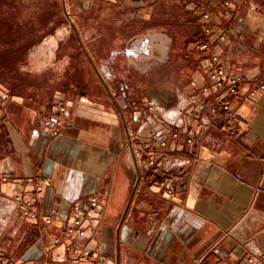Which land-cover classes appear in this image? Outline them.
I'll return each mask as SVG.
<instances>
[{"label": "crops", "instance_id": "0c3cea01", "mask_svg": "<svg viewBox=\"0 0 264 264\" xmlns=\"http://www.w3.org/2000/svg\"><path fill=\"white\" fill-rule=\"evenodd\" d=\"M253 1L259 12L236 14L218 0L208 5L218 29L213 38L221 30L230 34L217 52L231 55L234 67L246 72L239 98L231 99L234 120L226 126L224 115L202 113L209 125L200 132L196 121L182 119L179 139L150 169L147 157L163 154L158 142L171 131L156 122L143 124V138L133 143L124 117L95 105L78 115L69 109L60 134L52 136L57 99L47 121L21 101L3 108L9 143L0 159V262L70 264L64 244L53 242L64 237L65 225L35 224L17 214L15 196L22 190L41 218L71 217L73 203L100 196L106 219L87 247L106 264H252V257L253 264H264V91L250 94L264 82V0ZM146 2L113 1L120 10L140 8V20L148 21ZM199 3L207 8V0ZM237 34L246 46H233Z\"/></svg>", "mask_w": 264, "mask_h": 264}, {"label": "rangeland", "instance_id": "374dc122", "mask_svg": "<svg viewBox=\"0 0 264 264\" xmlns=\"http://www.w3.org/2000/svg\"><path fill=\"white\" fill-rule=\"evenodd\" d=\"M113 1L0 0V112L21 101L47 121L55 99L72 102V115L102 106L124 117L133 143L143 124L167 131L188 117L207 81L192 44L200 0H148V21ZM8 143L0 119V159Z\"/></svg>", "mask_w": 264, "mask_h": 264}, {"label": "built area", "instance_id": "2783aa9c", "mask_svg": "<svg viewBox=\"0 0 264 264\" xmlns=\"http://www.w3.org/2000/svg\"><path fill=\"white\" fill-rule=\"evenodd\" d=\"M215 0H207V8L201 7L199 2L193 4V11L197 17V23L203 34V39L199 42L195 49L202 57L201 69L206 75L207 82L202 85L198 99L194 101V107L189 111L188 123L193 124L196 121L195 127L198 131H204L208 128L209 121L202 116L205 113L207 116L224 115V124L229 126L235 118V110L231 101L237 100L240 96L239 87L246 80V72L244 69L235 68L231 55L219 53L216 50L217 43H222L230 37L228 30H221L217 36L213 38L215 32L218 31L215 26L213 12L209 8V4ZM221 7L224 9H233L236 14H241L243 9L252 12H259V7L253 0H218ZM232 43L234 47L246 46L245 39L237 34L233 36ZM258 91H264V82L256 83L251 90V95H255ZM232 99V100H231ZM81 103L87 107L93 106V103L81 98ZM72 103H56V113L59 116L54 122L50 133L52 136H58L64 125L62 115L69 110ZM182 121V119L180 120ZM180 125L176 124L175 129L162 135L158 142V147L162 149L163 154L150 153L147 157V168L150 169L159 165L164 161V154L167 153L171 146L180 137L177 131ZM195 136L189 133L186 137L187 144L194 143ZM140 159L143 156L140 155ZM7 175L3 177V181L7 182ZM42 190H37V197H41ZM16 212L35 224L43 222L46 226H59L64 228V237L53 238L56 244L63 243L66 247L67 260L70 264H106V259L101 253H93L87 247V241L95 237L102 229L106 219V209L102 204L100 196H93L88 199H81L71 205L73 215L71 217L56 216L54 218H41L37 210L36 203L33 200H27L23 196L21 190L15 196ZM250 263H254V258L249 259ZM0 264H17L14 259H8L0 262ZM198 264H202L199 262Z\"/></svg>", "mask_w": 264, "mask_h": 264}, {"label": "trees", "instance_id": "16d2710c", "mask_svg": "<svg viewBox=\"0 0 264 264\" xmlns=\"http://www.w3.org/2000/svg\"><path fill=\"white\" fill-rule=\"evenodd\" d=\"M203 39V34L198 36L197 39L194 40V42H192V44H198L199 42H201Z\"/></svg>", "mask_w": 264, "mask_h": 264}, {"label": "bare ground", "instance_id": "6f19581e", "mask_svg": "<svg viewBox=\"0 0 264 264\" xmlns=\"http://www.w3.org/2000/svg\"><path fill=\"white\" fill-rule=\"evenodd\" d=\"M172 113H173V112H172ZM169 114H170V113H169ZM169 114H168V115H169ZM170 115H171V114H170ZM171 116H172V115H171ZM175 116H176V114H175ZM173 117H174V116H173ZM175 118H176V117H175ZM175 120H176V119H175Z\"/></svg>", "mask_w": 264, "mask_h": 264}]
</instances>
